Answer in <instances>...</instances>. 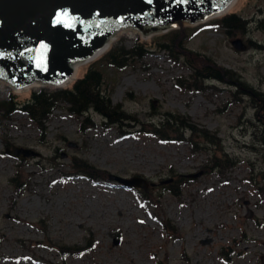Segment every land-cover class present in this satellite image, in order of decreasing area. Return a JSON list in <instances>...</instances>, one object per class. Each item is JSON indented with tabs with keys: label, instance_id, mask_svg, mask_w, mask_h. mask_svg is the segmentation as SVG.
<instances>
[{
	"label": "rangeland",
	"instance_id": "1",
	"mask_svg": "<svg viewBox=\"0 0 264 264\" xmlns=\"http://www.w3.org/2000/svg\"><path fill=\"white\" fill-rule=\"evenodd\" d=\"M237 2L203 24L116 37L109 47L144 51L124 68L100 67L101 90L129 118L105 124L91 110L83 129L60 104L42 129L22 111L0 120V264H264V97L249 92L264 95V0ZM232 13L243 29L217 25ZM97 59L65 86L2 82L0 99L22 105L33 91L70 88ZM212 65L231 72L195 74ZM166 113L194 128L162 127ZM160 126L179 140L146 132ZM12 145L41 155L5 154Z\"/></svg>",
	"mask_w": 264,
	"mask_h": 264
},
{
	"label": "water",
	"instance_id": "2",
	"mask_svg": "<svg viewBox=\"0 0 264 264\" xmlns=\"http://www.w3.org/2000/svg\"><path fill=\"white\" fill-rule=\"evenodd\" d=\"M235 0H0V82L14 90L33 84H68L78 63L100 58L116 33L147 37L203 24L233 8ZM231 44L246 48L241 39ZM4 153L39 157L30 147L12 145ZM123 187L140 186L139 176L109 174Z\"/></svg>",
	"mask_w": 264,
	"mask_h": 264
},
{
	"label": "trees",
	"instance_id": "3",
	"mask_svg": "<svg viewBox=\"0 0 264 264\" xmlns=\"http://www.w3.org/2000/svg\"><path fill=\"white\" fill-rule=\"evenodd\" d=\"M234 8L235 6L230 9V11H232ZM217 23L218 26L226 29V31H229L230 29L235 27L238 30L244 28V22L242 21V19L233 13L221 17ZM142 46L143 45L141 44L137 46L135 45L131 48H126L124 46L109 47V49L105 51L104 54L100 56V58H98L92 65H90L89 69L82 77H78L74 81L73 85L70 88H60L54 91L43 88L39 91H33L31 92L29 99L22 105L13 97H11L10 99H0V120L9 118L17 111H22L28 115L29 119L34 122L38 126V128L42 129L43 121H45L50 116L52 111L56 109L60 104H65L67 110L72 114L83 117L81 123V128L83 129H85V127H87L89 124H92L89 119V112L91 110L107 119L105 124L116 123V121H119L120 119L129 118L128 115H125V113L121 111L120 105H113L109 96L101 90L100 86L102 82V71L100 67L102 66V64H105V66L107 67L119 69L124 68L134 57L138 58L142 56L144 52ZM230 72L231 71L222 67L212 65L211 68H208L207 74H203L198 70L195 71V74L200 78H209L221 81L223 80L224 75ZM249 92L258 95L261 94L264 97L261 92L257 93L253 90H249ZM169 122L172 124H181L184 127L190 129L194 128L193 125L185 123L188 122L186 118L182 121L180 116L176 114L173 115L166 113V118L163 119L162 127L169 124ZM199 131L201 132V135L203 137L207 136L206 130L199 129ZM146 132L158 136L161 140L165 141L179 140V138L173 135V132H175L174 130L161 128V126L159 128L153 129V131L146 130ZM79 167V170L81 171L87 170L90 174L94 172L93 167L86 165V163H81ZM87 176L89 177L90 175ZM172 183L169 188L173 193L176 194ZM180 183L185 184L183 179L179 180V184ZM16 188L19 189L18 186H16ZM65 252L74 253L76 251H64V253ZM82 252L84 251H81V253Z\"/></svg>",
	"mask_w": 264,
	"mask_h": 264
},
{
	"label": "bare ground",
	"instance_id": "4",
	"mask_svg": "<svg viewBox=\"0 0 264 264\" xmlns=\"http://www.w3.org/2000/svg\"><path fill=\"white\" fill-rule=\"evenodd\" d=\"M237 1H238V0H235V3H236ZM235 3H234V5H235ZM233 7H234V6H233ZM228 11H229V10H228ZM228 11H226V12H224V13H222V14H225V13H227ZM222 14H220V15H222ZM121 33H125V34H127L128 36H130V37H133V36H135V35L137 34V32H132V31H128V30H123V31H121V32H117V33H116V37L119 36V34H121ZM114 40H115V39H111V40H110L109 45H108V48H109V46L111 45V43H112ZM108 48H105V49L103 50V52L106 51ZM103 52H102V53H103ZM83 63H84V62H82V63H78V64H77V66H76V68H75V73L73 74V76H71V78H70L68 84L71 83V82L73 81V79L77 76V74H78V72H79V69H80V66H81ZM3 83H4V81H3ZM3 83L0 82V84H3ZM5 83H6V82H5ZM68 84H62L61 86H65V85H68ZM3 85H5V84H3ZM6 85H8V84H6ZM8 86H9V85H8ZM38 86H40L39 83H37V84H33V85L28 86L27 88H23V89H28V88H31V87H38Z\"/></svg>",
	"mask_w": 264,
	"mask_h": 264
}]
</instances>
